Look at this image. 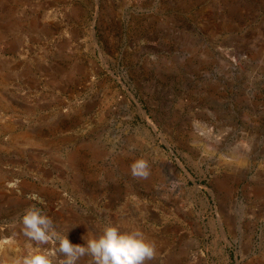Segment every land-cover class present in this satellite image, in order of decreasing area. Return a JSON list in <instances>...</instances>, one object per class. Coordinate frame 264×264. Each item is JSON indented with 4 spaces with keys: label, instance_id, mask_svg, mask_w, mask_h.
<instances>
[{
    "label": "rangeland",
    "instance_id": "374dc122",
    "mask_svg": "<svg viewBox=\"0 0 264 264\" xmlns=\"http://www.w3.org/2000/svg\"><path fill=\"white\" fill-rule=\"evenodd\" d=\"M32 206L74 244L141 230L147 264H264V0H0V264L64 259Z\"/></svg>",
    "mask_w": 264,
    "mask_h": 264
},
{
    "label": "clouds",
    "instance_id": "9594fccd",
    "mask_svg": "<svg viewBox=\"0 0 264 264\" xmlns=\"http://www.w3.org/2000/svg\"><path fill=\"white\" fill-rule=\"evenodd\" d=\"M149 167L146 159H137L130 166V174L136 179H146L150 174ZM22 225L24 235L38 244H46L53 239L58 242L57 252L64 257L60 264H77L85 256L90 257L89 264H147L154 259L156 253L155 242L141 230L125 232L115 225L105 227L98 238L74 244L69 239L68 232L59 234L53 220L35 206L25 210ZM55 255V252L38 250L25 256L22 264H54Z\"/></svg>",
    "mask_w": 264,
    "mask_h": 264
},
{
    "label": "bare ground",
    "instance_id": "6f19581e",
    "mask_svg": "<svg viewBox=\"0 0 264 264\" xmlns=\"http://www.w3.org/2000/svg\"><path fill=\"white\" fill-rule=\"evenodd\" d=\"M227 54V53H226ZM228 55V54H227ZM196 115H194L195 117ZM193 117V118H194ZM192 125L193 129L191 131V139H193L194 142H199L203 138H210L214 137L213 129L211 127H208L206 123L198 121L196 118L192 119ZM191 130V129H190ZM189 130V131H190ZM230 130V129H229ZM234 130V129H233ZM230 133V131H228ZM226 134V133H225ZM227 135V134H226ZM216 136V135H215ZM224 136V135H223ZM224 138L220 137V140ZM226 139V138H225ZM220 140L218 142H220ZM227 140V139H226ZM214 141V140H213ZM223 142V140L221 141ZM219 144H217L218 146ZM237 162H244V157L242 155H238L235 157ZM175 168V167H174ZM13 183V182H12ZM166 248V247H165Z\"/></svg>",
    "mask_w": 264,
    "mask_h": 264
}]
</instances>
